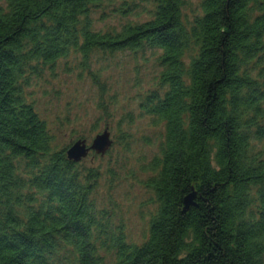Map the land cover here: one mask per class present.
<instances>
[{
    "label": "trees",
    "instance_id": "trees-1",
    "mask_svg": "<svg viewBox=\"0 0 264 264\" xmlns=\"http://www.w3.org/2000/svg\"><path fill=\"white\" fill-rule=\"evenodd\" d=\"M113 1L0 7V264H264V0H200L190 22L184 0L123 1L121 16L149 6V19L93 32L91 11ZM147 49L160 73L139 111L164 138L143 170L155 209L135 245L97 211L98 173L55 149L25 90L70 55L88 71L94 54Z\"/></svg>",
    "mask_w": 264,
    "mask_h": 264
},
{
    "label": "rangeland",
    "instance_id": "rangeland-1",
    "mask_svg": "<svg viewBox=\"0 0 264 264\" xmlns=\"http://www.w3.org/2000/svg\"><path fill=\"white\" fill-rule=\"evenodd\" d=\"M123 1L129 0L105 2L101 9L91 11L93 32H118L127 23L149 19V6L131 8L129 16H121ZM184 5L182 14L187 21L200 15V0H184ZM158 59L159 54L148 49L114 56L97 53L88 71H83L82 59L73 54L54 69L44 70L39 78L32 77L25 90L27 102L46 123L57 151L78 141L90 146L108 130L113 143L110 151L103 158L89 154L80 166L98 173L92 197L97 211L107 214L112 227L121 226L127 242L135 245L147 238L155 209L151 195L141 187L147 180L143 170L158 155L164 138L163 126H153L139 111L145 96L157 89ZM91 75L104 88L103 95Z\"/></svg>",
    "mask_w": 264,
    "mask_h": 264
},
{
    "label": "water",
    "instance_id": "water-1",
    "mask_svg": "<svg viewBox=\"0 0 264 264\" xmlns=\"http://www.w3.org/2000/svg\"><path fill=\"white\" fill-rule=\"evenodd\" d=\"M113 143L110 139V134L106 129L102 135L97 136L91 143L87 146L85 141H78L72 144L66 150V159L69 163L80 164L82 161L86 160L89 154H93L96 157L103 158L111 149ZM194 194L188 196L183 202V212L184 214L188 212L190 208H194Z\"/></svg>",
    "mask_w": 264,
    "mask_h": 264
}]
</instances>
